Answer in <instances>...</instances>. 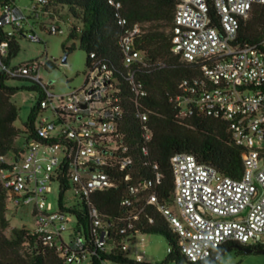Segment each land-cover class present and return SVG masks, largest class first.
<instances>
[{
	"label": "built area",
	"instance_id": "built-area-1",
	"mask_svg": "<svg viewBox=\"0 0 264 264\" xmlns=\"http://www.w3.org/2000/svg\"><path fill=\"white\" fill-rule=\"evenodd\" d=\"M50 1L32 0L29 7H19L16 2L0 4V70L44 89L34 136L24 139L19 155L12 152L0 156V164L5 166L0 170V180L8 191L9 209L31 208L35 219L32 233L45 248L55 250L67 264H94L97 251L108 252L112 247L108 225L91 204V197L116 187L119 182L112 172L125 171L133 162L131 157L122 156L129 145L119 129L128 110L127 96L114 72L100 62L91 65L83 87L66 94H55L43 84L40 74L48 62L5 63L14 40L41 42L35 23ZM108 2L118 10L122 8L121 3ZM256 5H264V0H178L171 28L172 52L182 61L199 66L203 73L194 84L182 83V93L171 98L179 108V117L197 113L225 121L234 143L243 151L244 171L239 179L223 175L193 155L177 154L172 159L173 200L160 203L156 194L148 196L147 203L158 207L177 236L181 254L195 264L232 243L257 246L264 235V40L260 45L236 40L241 23L251 17ZM119 24L126 21L121 19ZM46 28L50 34L66 32L55 22ZM141 32L140 25H135L122 36L120 45L133 92L131 102L140 107L137 117L148 140L152 135L145 126L149 112L141 105L147 92L133 70L135 66H152L147 52L137 45ZM150 185L145 182L131 187L130 195ZM71 193L70 200L79 198L89 204L94 245L86 244L75 232L77 220L64 210L70 209L65 200ZM52 194L57 195L56 204L49 200ZM123 205H132L131 199L126 198ZM69 216L75 218V225L71 226ZM142 259L138 257L139 262Z\"/></svg>",
	"mask_w": 264,
	"mask_h": 264
},
{
	"label": "trees",
	"instance_id": "trees-1",
	"mask_svg": "<svg viewBox=\"0 0 264 264\" xmlns=\"http://www.w3.org/2000/svg\"><path fill=\"white\" fill-rule=\"evenodd\" d=\"M114 1L121 3L122 8L118 10L108 0H51L42 14V18H49L57 23L66 22L70 18L69 38L79 40L80 49L87 54L88 69L95 62L106 65L114 72V76L120 81L122 93L127 96L128 110L119 129L125 135L129 146L125 154L122 151L119 153L131 157L133 162L125 171L112 172L119 182L116 187L97 191L91 197V204L99 211L102 222L108 225V243L112 247L108 252L97 251L93 262L143 264L127 257L125 244L133 241L137 234H159L166 237L172 248L161 264H195L188 262L181 254L177 236L158 211V207L147 203L148 196L156 194L160 203L173 200L175 176L172 159L177 154L193 155L200 163L212 165L223 175L239 179L244 171L243 151L234 143L225 121L197 113L182 119L179 117V108L171 100L182 93V83L188 81L194 84L203 77L199 66L182 61L180 56L172 52L171 28L178 0ZM13 2L17 0H0L2 5ZM212 14L216 16L215 22L219 26V18L213 8ZM121 19L126 24H119ZM135 25H140L142 30L136 38L137 45L147 52V58L152 62V66L148 68L133 67L136 80L144 84L147 92L141 105L144 111L149 112V121L145 126L152 135L148 140L144 136V125L137 117L140 107L131 102L133 92L123 66L124 56L120 45L122 36ZM236 40L246 45L262 43L264 5H256L251 17L241 23ZM75 49V44H63L65 56ZM19 50V43L14 40L5 60L7 65L13 64ZM46 69L51 71L55 69V65L49 62ZM12 79L15 78L0 70V156L12 152L19 155L22 146L17 145V140L22 138L24 143L27 136H34V121L44 95V89L39 84L29 88L38 93V101L31 108L22 127L18 128L16 121L20 109L14 97L19 88L9 84ZM18 80L31 81L25 78ZM145 149L147 153H143ZM155 165L158 169L154 168ZM4 167L0 164V170ZM145 182H151V185L146 189L141 188L136 195H130L131 187H139ZM126 198L131 199L132 205H123ZM7 199L8 191L0 180V264H67L55 250L45 248L39 237L26 225L13 228L10 236L5 234L10 227ZM64 210L75 216V232L82 235L86 244L94 245L95 234L89 204L82 202ZM123 229L125 233H121ZM246 248H264V245L242 246L232 243L217 250L207 261L198 264H218L227 252L239 250L244 253ZM222 252L225 253L215 259ZM213 259L215 261L211 263Z\"/></svg>",
	"mask_w": 264,
	"mask_h": 264
},
{
	"label": "rangeland",
	"instance_id": "rangeland-1",
	"mask_svg": "<svg viewBox=\"0 0 264 264\" xmlns=\"http://www.w3.org/2000/svg\"><path fill=\"white\" fill-rule=\"evenodd\" d=\"M16 3L19 7H29L31 5L30 0H17ZM65 21L57 23L49 18H41L39 22L35 23V29L41 38V42H33L25 38L18 39L20 50L13 60L14 65H21L32 60L45 63L52 62L55 65V69L48 71L44 67L40 75L43 84L47 85L55 94H66L83 87L89 76L87 54L80 49L79 40L69 38V22H71V19L69 18ZM53 22L65 28V34L48 33L46 27H49ZM64 43L67 46L76 45L75 51L67 56L66 64H63L65 57L63 50ZM9 84L19 88L14 101L20 109L16 126L21 128L27 120L31 108L37 104L38 93L29 89L37 83L12 79L9 81ZM17 145L23 146L22 138L17 140ZM72 196L73 193L69 194L65 200L68 207L72 208L82 204L79 198L70 200ZM49 200L56 204L57 195H50ZM7 218L10 220V227L5 232L7 236L11 235V230L15 227L26 225L32 229L35 226V219L30 207L20 209L8 208ZM69 221L71 226L75 225L76 221L74 217L69 216ZM261 244L264 245V235L262 236ZM169 248H171V245L163 235L137 234L135 239L127 244L126 255L129 259L135 261H138V257L142 256L141 262L143 264H161L169 255ZM168 264L175 263L169 262ZM218 264H264V254H246L239 250H232L227 252Z\"/></svg>",
	"mask_w": 264,
	"mask_h": 264
},
{
	"label": "water",
	"instance_id": "water-1",
	"mask_svg": "<svg viewBox=\"0 0 264 264\" xmlns=\"http://www.w3.org/2000/svg\"><path fill=\"white\" fill-rule=\"evenodd\" d=\"M66 63H67V55H66V56L64 57V59H63V64H66ZM244 252H245L246 254H251V253L264 254V248H257V249L246 248V249H244ZM224 253H225V252H222V253L219 254L215 259H217L218 257L222 256ZM215 259H213V260L211 261V263L214 262Z\"/></svg>",
	"mask_w": 264,
	"mask_h": 264
}]
</instances>
